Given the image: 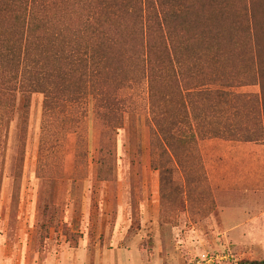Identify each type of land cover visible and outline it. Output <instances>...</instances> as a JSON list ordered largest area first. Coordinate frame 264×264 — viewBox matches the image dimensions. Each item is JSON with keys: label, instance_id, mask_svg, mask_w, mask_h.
Masks as SVG:
<instances>
[{"label": "rangeland", "instance_id": "374dc122", "mask_svg": "<svg viewBox=\"0 0 264 264\" xmlns=\"http://www.w3.org/2000/svg\"><path fill=\"white\" fill-rule=\"evenodd\" d=\"M231 1L226 12L240 18L235 24L227 16L225 29L264 32V0ZM193 49L179 43L178 61H192ZM241 61L229 63L230 88L253 99L260 85L240 70ZM202 62L197 70L178 66L172 83L165 71L160 75L156 92L166 121L186 128L187 106L190 123L199 122L204 136L239 125L241 133L258 132V141L201 135L197 153L166 163L148 82L138 77L119 92L123 126L113 135L112 173L100 177L99 150L109 142L101 141L91 94L65 113L47 110L44 95L33 94L25 134L24 97L14 113L1 114L0 264H196L204 256L212 259L208 264L264 261V136L255 100L233 119L217 98L189 94L203 85L225 87L211 84L212 71ZM164 164L171 171L161 175Z\"/></svg>", "mask_w": 264, "mask_h": 264}, {"label": "trees", "instance_id": "16d2710c", "mask_svg": "<svg viewBox=\"0 0 264 264\" xmlns=\"http://www.w3.org/2000/svg\"><path fill=\"white\" fill-rule=\"evenodd\" d=\"M228 5L234 6V2L0 0V115L14 113L18 101L24 97L25 134L33 94H43L45 108L57 113L70 111L71 105L91 94L101 141L109 142L99 150L98 174L102 177L112 173L113 135L123 126L124 109L119 92L125 83L144 78L150 92L151 115L155 120L159 118L155 121L157 144L160 142L161 156L170 163L184 152L197 153L199 139L197 129L190 123L187 106L186 128L180 127L176 120L166 121L156 92L160 75L165 71L172 83L170 79L181 62L197 70L205 61L212 71L213 86L220 82L227 88L235 87L230 82L229 63L242 58L240 70H248L249 78L254 79L252 84L260 85L261 93L255 98L264 136V32L248 30L242 35L235 25L225 29L227 16L232 15L234 22L240 18L226 12ZM196 26L204 28L190 30ZM180 30L186 36L180 35ZM181 42L188 48L193 46L192 61L183 57V61H178ZM244 58L249 65H243ZM196 93L224 101L232 96L239 105L247 97L215 89ZM196 120L198 117L192 114V121ZM165 164L161 175L171 171ZM240 264H264V261Z\"/></svg>", "mask_w": 264, "mask_h": 264}, {"label": "crops", "instance_id": "0c3cea01", "mask_svg": "<svg viewBox=\"0 0 264 264\" xmlns=\"http://www.w3.org/2000/svg\"><path fill=\"white\" fill-rule=\"evenodd\" d=\"M181 66H185V65L181 64ZM176 67H177V71H178L179 70L178 66H176ZM211 76H212V74H211ZM211 76H210V78H211ZM201 84H204V82H202ZM205 86L206 85L202 86L203 89H200L201 87H199L197 91L195 89V92H194V88H193L191 91H189V94L192 93L194 97H200V98H203V100H209V95H207L208 96L207 97V96H204V95H200L199 93H196V92H199V91L213 90V89L207 88ZM218 88L219 89L216 88L215 90L227 91V92H230V93H233V94H236V95H240V94L236 93L235 91H232L234 88H227V87H224V88L223 87H218ZM245 96H247V95H245ZM219 100L221 101V104L224 105L225 111L228 113L227 117L230 116V117H233V119L238 118V116H237V111L238 110L243 109L246 104H250L253 100H255V106H254L256 108L255 115H256V119H258L259 122H260L259 109H258V106H257L258 103H257L255 97L253 99H245L244 98V102H242L240 105L235 102V100H234V98H232V96L229 99H227L228 102H227V100H225V101L222 100V99H219ZM191 102H192V98L189 101V103H190L189 106H190L191 110H193V108H192L193 105H192ZM251 107H253V106H251ZM233 112H234V114H233ZM198 120L200 121L199 117H198ZM196 123L197 124H195V123L193 124L195 128H196V126L198 127V125H199V122H196ZM239 127H240L239 125L238 126L235 125V126H232V127H229V128H225L224 133H222L221 135H216V133L207 132L208 136H204V135H202V132L200 131L199 128H198V131L197 130L196 131H197L198 138H200V136L202 135L201 137L203 139H205L207 137H213V138L214 137H219V138H222V139H225V140H234V141L246 142V143H253V142L258 141V139L256 138L257 136H259L258 132H255L254 130L253 131L251 130V131H245V132L241 133V130L239 129ZM200 128H201V125H200ZM92 260L93 259H91V264H93ZM99 263H97V264H99Z\"/></svg>", "mask_w": 264, "mask_h": 264}, {"label": "built area", "instance_id": "2783aa9c", "mask_svg": "<svg viewBox=\"0 0 264 264\" xmlns=\"http://www.w3.org/2000/svg\"><path fill=\"white\" fill-rule=\"evenodd\" d=\"M212 261V259H207L206 256H204L203 262L202 261H197L196 264H208Z\"/></svg>", "mask_w": 264, "mask_h": 264}]
</instances>
